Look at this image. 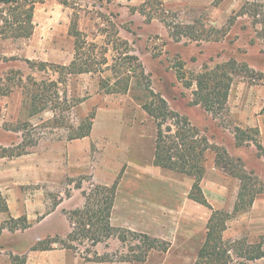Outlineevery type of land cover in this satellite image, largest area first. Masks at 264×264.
<instances>
[{
  "label": "rangeland",
  "instance_id": "374dc122",
  "mask_svg": "<svg viewBox=\"0 0 264 264\" xmlns=\"http://www.w3.org/2000/svg\"><path fill=\"white\" fill-rule=\"evenodd\" d=\"M22 8L0 6V28ZM73 14L85 42L77 58ZM33 24L28 40L0 35V154L22 152L0 158V170L16 171L36 150L56 165L61 153L50 200L62 201L67 222L39 241L27 219L0 213V264H60L53 250L80 264H264V0H46ZM74 59L94 69L57 68ZM159 100L164 117L146 110L158 115ZM91 121L89 157L78 146L71 161L68 145ZM158 123L172 130V154L184 142L202 152L210 208L190 199L194 177L154 166ZM114 185L113 229L104 230L107 195L96 187ZM139 234L168 250L140 261L149 243Z\"/></svg>",
  "mask_w": 264,
  "mask_h": 264
},
{
  "label": "trees",
  "instance_id": "16d2710c",
  "mask_svg": "<svg viewBox=\"0 0 264 264\" xmlns=\"http://www.w3.org/2000/svg\"><path fill=\"white\" fill-rule=\"evenodd\" d=\"M46 0H0V6H16L18 7L21 5L23 8L22 10H18L16 13H14L12 19L10 21L7 20V26L6 29L0 28V35H5L6 37H11L14 39H30L33 31H34V24H33V18H34V9L36 4L38 3H43ZM64 5H67L68 2H62ZM69 34L75 39V54L76 58L78 57V54L82 52L84 49V44L85 42L83 41V36L84 34L78 29V15L73 14L71 22H70V27H69ZM74 59L69 67H60L57 66L58 69H63L69 72V74H81V73H90L92 69V65L88 62H84L80 65L75 61ZM201 98L200 101H202ZM159 103H161L159 107V114L156 115L152 110L148 109L146 106V110L148 113L152 116H157V117H164L166 114H168V107L166 103L163 100H159ZM205 107L209 109L211 106V102H204ZM199 104V103H198ZM173 114V113H171ZM175 115V114H174ZM167 129V130H165ZM82 129L79 128L78 131H81ZM92 131V121L88 125V127L85 129L84 132H79L77 135H75L74 139H82L85 137L90 136ZM166 131L171 132L170 128H165L164 123H158L157 125V136H156V149H155V159H154V165L157 167H161L167 170H171L177 173H182L186 174L189 176H192L195 178V183L192 186V190L190 193V199L193 200L194 202L206 206V207H211L206 196L203 193L201 182L203 180L204 174H205V168L201 166V164H198L197 162L200 161L199 157L201 156L202 152L201 151H194L195 145L192 146V144H186L184 142L183 144H180V147L184 146V149L182 152H179L177 150V153H173L172 151L176 147L175 144H173L169 139L165 136ZM179 135L178 133L175 134L174 138H178ZM7 154V155H6ZM184 154V155H183ZM15 155L21 156L22 152L17 153ZM14 154H11L9 149H3L0 158H12L15 156ZM175 155V156H174ZM116 186L114 185L111 189L106 188V187H96V191H101L99 195L103 194L102 192H106L103 200V204L106 205V225H104V230L105 228L112 230L111 226V212L114 207V201H115V188ZM98 188V189H97ZM95 193V190H94ZM0 213H9V208L7 201L5 197L2 195V192L0 190ZM214 214V213H213ZM214 215L209 220V227H208V234H207V241L211 239L213 233L215 232V229L217 225L215 224L214 220ZM20 220L22 222H26L25 217H21L17 219V221ZM11 221H16V219H12ZM142 238L145 240H148L149 243V250L145 252V255L139 259L140 261H145L148 252L153 249L157 250H162V251H167L168 250V244H165L160 249L159 239L157 238H151L147 234H139ZM55 243H58V240L54 241ZM164 245V243H163ZM67 249H73L71 247H66ZM34 250H44L39 244L35 245L33 247ZM202 255V252L200 253V257Z\"/></svg>",
  "mask_w": 264,
  "mask_h": 264
},
{
  "label": "crops",
  "instance_id": "0c3cea01",
  "mask_svg": "<svg viewBox=\"0 0 264 264\" xmlns=\"http://www.w3.org/2000/svg\"><path fill=\"white\" fill-rule=\"evenodd\" d=\"M90 136L82 139H76L74 140V143L68 145L69 151H71V153L74 149V154H72V157L70 156L71 161L76 160L74 162H78V146H82L83 148L82 158L85 159V155L89 157ZM25 156L27 158H25L26 160L24 159L23 162H20L21 164H19V162L15 164L16 171H11L8 168H6L4 172L0 170V190L8 204L9 213H6V215H8L9 219H19L21 217H25L28 220V225H32L28 230L36 229V238L37 240L41 241L42 239L47 237L48 234L61 231L60 229H47L48 225L58 222L65 226L67 222L66 216L64 215V213H62V201H59L58 204H55L52 207V202L50 200L52 189L55 188L57 182L60 183L62 180V154L60 153L57 157V154L55 153V155H53L49 161H55V163L59 162V164L49 166H47V160L44 159V156L40 150H36L35 152L29 153ZM77 166L78 168H74L77 172H81V168L85 171V166L81 163H78ZM155 167L161 168L157 166ZM28 169L29 172L26 171ZM165 170L168 171L167 169ZM77 193H80V191L74 190V201L75 203L76 201L79 202L74 206V209L78 207L81 208L85 204V197L83 195H80L78 197L76 195ZM114 208L115 204L113 210ZM50 257L52 260H57L58 258L63 259V262H61L60 264H80V260L78 257H76L75 254L73 255L69 251L65 250H53L52 252H50ZM48 263L49 262H44L41 264ZM54 264L58 263L54 262Z\"/></svg>",
  "mask_w": 264,
  "mask_h": 264
}]
</instances>
